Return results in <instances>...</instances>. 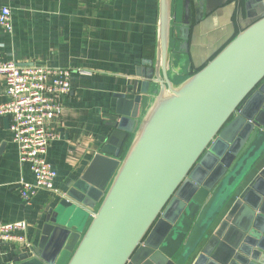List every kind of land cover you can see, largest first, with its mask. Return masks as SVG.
Returning <instances> with one entry per match:
<instances>
[{"label": "water", "instance_id": "95a60500", "mask_svg": "<svg viewBox=\"0 0 264 264\" xmlns=\"http://www.w3.org/2000/svg\"><path fill=\"white\" fill-rule=\"evenodd\" d=\"M192 1L175 26L177 0H158L153 58L13 264H264V14L175 83Z\"/></svg>", "mask_w": 264, "mask_h": 264}, {"label": "crops", "instance_id": "0c3cea01", "mask_svg": "<svg viewBox=\"0 0 264 264\" xmlns=\"http://www.w3.org/2000/svg\"><path fill=\"white\" fill-rule=\"evenodd\" d=\"M0 5L11 12V31L0 27V60L72 70L71 89L60 97L61 113L48 122L55 137L45 156L56 170L55 188L64 192L102 145L114 93L131 81L142 60L154 56L158 0H0ZM263 14L264 0H208L202 6L193 0L188 52L172 55L173 81L192 74ZM6 100L0 75V104ZM33 180L18 161L9 117L0 115V221H25L30 244L38 241L46 211L58 197L38 190L25 201L20 181ZM18 251L22 248L1 254L0 264H13Z\"/></svg>", "mask_w": 264, "mask_h": 264}, {"label": "built area", "instance_id": "2783aa9c", "mask_svg": "<svg viewBox=\"0 0 264 264\" xmlns=\"http://www.w3.org/2000/svg\"><path fill=\"white\" fill-rule=\"evenodd\" d=\"M0 27L6 32L11 31V12L6 5H0ZM76 71L86 73L80 69ZM71 74L69 68L18 65L12 60H0V75L7 97L0 104V115L9 117L18 161L34 176L32 183L20 181L19 193L25 201L38 190L60 194L54 186L56 170L45 157L48 145L55 137L48 122L61 113L60 97L71 89ZM26 232L27 224L23 220L0 221V255L7 256L28 248L31 244Z\"/></svg>", "mask_w": 264, "mask_h": 264}, {"label": "rangeland", "instance_id": "374dc122", "mask_svg": "<svg viewBox=\"0 0 264 264\" xmlns=\"http://www.w3.org/2000/svg\"><path fill=\"white\" fill-rule=\"evenodd\" d=\"M183 3H184V0H177V6H178V15H177V19L180 18L181 13L183 14Z\"/></svg>", "mask_w": 264, "mask_h": 264}, {"label": "flooded vegetation", "instance_id": "af4514ba", "mask_svg": "<svg viewBox=\"0 0 264 264\" xmlns=\"http://www.w3.org/2000/svg\"><path fill=\"white\" fill-rule=\"evenodd\" d=\"M182 16H183V14L181 13V16H180L179 20L175 23V26H176V25H180L181 20L183 19Z\"/></svg>", "mask_w": 264, "mask_h": 264}, {"label": "trees", "instance_id": "16d2710c", "mask_svg": "<svg viewBox=\"0 0 264 264\" xmlns=\"http://www.w3.org/2000/svg\"><path fill=\"white\" fill-rule=\"evenodd\" d=\"M219 50H220V49H219ZM219 50H218V51H219ZM218 51H217V52H218ZM217 52H216V53H217ZM216 53H215V54H216ZM215 54H214V55H215ZM214 55H213V56H214ZM213 56H212V57H213ZM212 57H211V58H212ZM202 66H203V65H202ZM202 66H201V67H202ZM201 67H199V68H201ZM199 68H198V69H199ZM198 69H196L195 71H197ZM195 71H194V72H195Z\"/></svg>", "mask_w": 264, "mask_h": 264}]
</instances>
